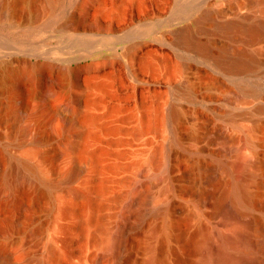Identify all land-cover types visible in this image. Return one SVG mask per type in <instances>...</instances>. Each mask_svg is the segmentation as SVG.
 <instances>
[{
	"label": "rangeland",
	"instance_id": "374dc122",
	"mask_svg": "<svg viewBox=\"0 0 264 264\" xmlns=\"http://www.w3.org/2000/svg\"><path fill=\"white\" fill-rule=\"evenodd\" d=\"M230 134L258 161L251 218L264 210V0H0V264H150L162 228L185 229L214 190L206 175L235 159ZM18 159L55 186L19 184ZM162 172L170 214L123 234Z\"/></svg>",
	"mask_w": 264,
	"mask_h": 264
},
{
	"label": "bare ground",
	"instance_id": "6f19581e",
	"mask_svg": "<svg viewBox=\"0 0 264 264\" xmlns=\"http://www.w3.org/2000/svg\"><path fill=\"white\" fill-rule=\"evenodd\" d=\"M242 63L236 64L240 66ZM231 135L226 136L225 149L232 150L235 159L226 165L219 164L206 175L205 181H212L214 190L210 194L203 192L196 204V215L194 214L193 218L189 216V219L187 217V224H183L185 229L182 227L183 229H177V232L169 223L162 228L163 238L159 246L161 256L153 257L150 264H166L162 256L165 254L168 240L172 239L179 247L169 250V254L177 264H194L196 257L195 264H264V227L261 223L264 210H257L259 213L251 218L244 210L247 207L255 209L254 206L259 204L260 186L254 181V170L258 161L251 154L245 153L244 145H237L236 136ZM33 139L34 143L38 144L46 141L40 135ZM151 162L154 165L158 163L156 154L152 156ZM17 164L25 171L24 175L17 179L19 184L33 181L38 187L44 186L49 190L55 186L52 181L38 176L37 164L26 159H18ZM227 170L235 173L232 181L220 178L219 173ZM75 173L76 169H73L67 179L70 180ZM167 174L159 173L156 181L147 187L130 212L131 215L127 216L123 234L141 232L147 225L170 214L171 185ZM15 200L14 202H19ZM122 240L116 241L119 254L124 249ZM198 255L201 257L198 258ZM0 261L7 262V255L3 252L0 253Z\"/></svg>",
	"mask_w": 264,
	"mask_h": 264
}]
</instances>
